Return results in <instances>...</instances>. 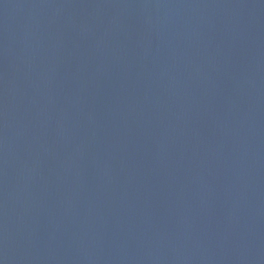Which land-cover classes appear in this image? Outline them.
I'll return each instance as SVG.
<instances>
[{"label": "water", "instance_id": "95a60500", "mask_svg": "<svg viewBox=\"0 0 264 264\" xmlns=\"http://www.w3.org/2000/svg\"><path fill=\"white\" fill-rule=\"evenodd\" d=\"M0 264H264V0H0Z\"/></svg>", "mask_w": 264, "mask_h": 264}]
</instances>
